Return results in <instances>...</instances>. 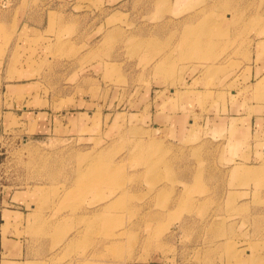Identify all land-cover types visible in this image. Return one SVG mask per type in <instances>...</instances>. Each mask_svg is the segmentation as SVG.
Segmentation results:
<instances>
[{"label":"rangeland","instance_id":"obj_1","mask_svg":"<svg viewBox=\"0 0 264 264\" xmlns=\"http://www.w3.org/2000/svg\"><path fill=\"white\" fill-rule=\"evenodd\" d=\"M263 73L264 0H0V197L65 264H264Z\"/></svg>","mask_w":264,"mask_h":264},{"label":"crops","instance_id":"obj_2","mask_svg":"<svg viewBox=\"0 0 264 264\" xmlns=\"http://www.w3.org/2000/svg\"><path fill=\"white\" fill-rule=\"evenodd\" d=\"M260 105L262 106L258 108L261 113L256 117L257 121L263 122L260 117H264V103ZM24 112L30 114L38 111L27 109ZM161 116L164 118L163 115ZM169 116L172 119L173 115ZM12 118L13 115L3 114L1 123L5 125ZM179 123L180 116H177V124ZM36 207L35 201L29 200L28 197L22 196L21 199L0 197V264H65L59 261L60 257L58 258L57 255V257L55 254L51 256L54 246H50L47 239L41 240V237H44L40 234L42 229L39 225L42 218L37 213Z\"/></svg>","mask_w":264,"mask_h":264},{"label":"bare ground","instance_id":"obj_3","mask_svg":"<svg viewBox=\"0 0 264 264\" xmlns=\"http://www.w3.org/2000/svg\"><path fill=\"white\" fill-rule=\"evenodd\" d=\"M102 169V165H100L97 161H94L88 165V171L87 175H85V179L87 182H91L92 180H97V178H100L98 175V172ZM81 178V177H80ZM103 215H101L102 217ZM46 231V230H45ZM118 242V241H117ZM121 243V241H120ZM119 243V244H120ZM120 247V246H119ZM120 250V249H119Z\"/></svg>","mask_w":264,"mask_h":264}]
</instances>
